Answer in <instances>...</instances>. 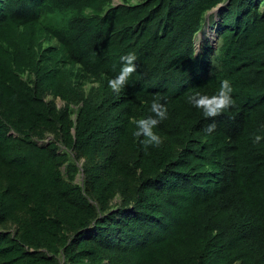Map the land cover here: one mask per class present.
I'll return each mask as SVG.
<instances>
[{"label":"trees","instance_id":"1","mask_svg":"<svg viewBox=\"0 0 264 264\" xmlns=\"http://www.w3.org/2000/svg\"><path fill=\"white\" fill-rule=\"evenodd\" d=\"M119 1L0 0V264H264V0Z\"/></svg>","mask_w":264,"mask_h":264},{"label":"clouds","instance_id":"2","mask_svg":"<svg viewBox=\"0 0 264 264\" xmlns=\"http://www.w3.org/2000/svg\"><path fill=\"white\" fill-rule=\"evenodd\" d=\"M213 35H215V33ZM120 60L124 63L121 65L118 74L110 78L108 81L111 89L116 92H119L124 87L130 75L136 71V52L129 51L128 53L121 55ZM232 91L233 89L230 81L225 78L221 81L220 87L216 93L212 95L197 93L190 96L189 101L197 109H201L204 116L214 117L234 104L235 101L232 96ZM150 112L155 113V115H148L146 117L134 119L136 125L134 135L141 138L140 142L145 146L159 145L162 142V137L156 130V126L166 118L168 114L166 105L159 100H153L151 102ZM215 127L216 123L213 121L207 124L205 130L207 132H212ZM255 139L259 141L262 137L257 135Z\"/></svg>","mask_w":264,"mask_h":264},{"label":"rangeland","instance_id":"3","mask_svg":"<svg viewBox=\"0 0 264 264\" xmlns=\"http://www.w3.org/2000/svg\"><path fill=\"white\" fill-rule=\"evenodd\" d=\"M116 2L120 3L119 0H116ZM213 12L216 15L218 11H217V9H215V10L212 11V14H213ZM213 34H214V32H213L212 26H208L207 25L205 27V29L203 30V32H201L198 35V40H197L198 50L200 48L201 43H203L204 40H209V41H214L215 40V36ZM88 87H89V85H88ZM57 103L61 107L64 105V102L60 98L57 99ZM9 230L15 231L16 230V226L15 225L14 226H10Z\"/></svg>","mask_w":264,"mask_h":264}]
</instances>
